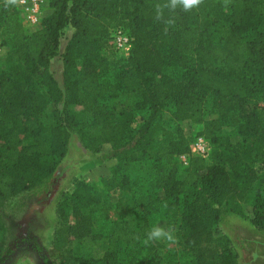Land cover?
Here are the masks:
<instances>
[{
  "label": "trees",
  "instance_id": "trees-1",
  "mask_svg": "<svg viewBox=\"0 0 264 264\" xmlns=\"http://www.w3.org/2000/svg\"><path fill=\"white\" fill-rule=\"evenodd\" d=\"M46 1L50 13L27 34L16 4L0 0V45L8 47L6 62L21 64L10 77L0 69V199L30 190L47 178L65 154L70 131L90 148L96 150L101 143H108L112 157L133 161L139 157L134 149L144 150L143 145L150 151L146 137L151 125L161 112L168 111L174 132L151 145L157 172L150 188L141 190L139 184L132 191L141 221L128 216L111 221L110 251L89 260L109 264V256L122 245L131 254L129 264H140L134 256L142 249L147 215L161 209L171 215L178 211L179 228L188 240L197 226L198 199H207L200 207L215 204L228 174L226 164L232 163L237 172L246 171L250 162L245 161L244 150L248 147L259 151L258 157L264 160V108L242 116L235 113L245 100L264 92V2L203 0L188 12L165 9L163 18L157 20L156 5L164 0ZM222 8L227 13L220 15L228 27L214 39V13ZM168 19L174 22L166 24ZM114 27H121L130 37L127 55L116 59L108 43L109 30ZM66 28L70 33L60 48ZM54 57L61 62L60 83L50 69ZM117 60H121L119 65ZM97 70H110L114 82L98 80ZM117 91L132 96L135 109L148 111L134 128L114 120V112L106 104ZM208 96L211 117L205 113ZM75 103L89 109L87 121H78L68 111V105ZM184 120L197 127L192 136L184 135L177 125ZM225 126L250 142H231L223 131ZM20 133L30 136L28 144L19 145ZM196 135L212 149L204 158L188 156L186 164L179 165L184 172L179 180L175 157L188 152ZM113 172L109 181L120 189L124 186L120 170L114 168ZM74 185L68 201L81 211L85 205L88 212L106 219L109 204L100 205L98 198L88 201L92 185L81 180H75ZM157 189L162 197L155 194ZM251 206L252 223L264 226V186ZM2 249L0 242V263ZM231 263L228 256L221 255L213 264ZM165 264H180V258Z\"/></svg>",
  "mask_w": 264,
  "mask_h": 264
},
{
  "label": "rangeland",
  "instance_id": "rangeland-1",
  "mask_svg": "<svg viewBox=\"0 0 264 264\" xmlns=\"http://www.w3.org/2000/svg\"><path fill=\"white\" fill-rule=\"evenodd\" d=\"M11 1L14 5L15 0ZM50 11L46 1L43 15H48ZM222 13H227L226 9L222 8L214 13L216 16L211 26L214 39L228 27L220 15ZM35 28L24 27L27 34ZM69 33V28L63 31L60 48ZM7 49L4 43L0 45V69L10 77L21 69V64L6 62ZM120 63L121 60H117L116 65ZM79 66L78 63L76 67ZM50 69L55 80L60 83L62 67L58 57L51 60ZM97 75L101 82H114L110 70H97ZM263 95L264 92H258L252 99L245 100L235 113L242 116L264 108ZM106 104L113 110L114 120L129 128H134L139 120L148 114L145 109H135L132 96L119 91L108 97ZM210 105L211 98L208 96L205 99L206 117H211ZM68 111L73 113L78 121L85 122L91 116L83 103L68 105ZM167 112H161L151 125L146 137L150 151L143 145L141 147L144 150L134 149L133 153L139 157L133 161H118L112 157V149L108 143H101L96 150L90 148L70 131L65 154L58 158L57 165L47 178L30 190L14 197L0 199V242L4 256L0 264H93L94 262L89 261L91 258H100L109 252L108 234L111 221L122 216L139 221L142 219L132 191L139 184L141 190L150 188L152 176L157 172L151 145L163 141L174 132ZM177 125L187 137L197 130V127L187 120L179 121ZM223 131L228 134L231 142H240L242 139L250 142L248 137L236 134L229 126H225ZM19 139V145L30 142V136L23 133L19 134ZM1 146L3 141L0 139ZM209 149H212V146ZM244 153L247 154L245 161L250 162L248 169L237 172L232 163L226 164L228 174L222 182L220 195L215 196V204H204L200 207L203 201L207 203V199H198L200 210L197 226L188 240L184 239L183 231L179 228L178 211L171 215L161 209L158 213L149 214L144 218L143 221L148 226L147 232L154 226L171 228L176 239L175 242L156 241L145 245V236L141 240V251L134 256L140 264H165L179 258L180 264H213L221 255L228 256L231 264H264V226L259 227L252 223L251 208L254 197L264 186V182H261L264 160L258 157L259 151H250V147L246 148ZM175 159L179 168L176 177L181 180L184 172L179 166L180 161L176 157ZM114 168L120 170L119 175L123 178L124 186H120V189L112 187L114 182L109 181L111 174H114ZM101 178L103 181L100 182ZM75 180L92 185L93 190L88 192L90 203L98 198L100 205L109 204L105 210L106 219L99 217L96 212H88L85 205L81 211L72 201H68L74 192ZM84 194L87 198V194ZM155 194L163 196L159 189L155 190ZM117 248L113 257L109 256V264H129L128 255L131 254H127V247L121 245Z\"/></svg>",
  "mask_w": 264,
  "mask_h": 264
},
{
  "label": "built area",
  "instance_id": "built-area-1",
  "mask_svg": "<svg viewBox=\"0 0 264 264\" xmlns=\"http://www.w3.org/2000/svg\"><path fill=\"white\" fill-rule=\"evenodd\" d=\"M21 22L25 28H34L39 25L43 15L46 0H15ZM108 43L119 56L127 55L130 48V37L121 27H114L109 30ZM209 145L200 135L194 136L188 145V152L179 154L177 159L181 164H186L187 157H205L208 153Z\"/></svg>",
  "mask_w": 264,
  "mask_h": 264
},
{
  "label": "clouds",
  "instance_id": "clouds-1",
  "mask_svg": "<svg viewBox=\"0 0 264 264\" xmlns=\"http://www.w3.org/2000/svg\"><path fill=\"white\" fill-rule=\"evenodd\" d=\"M202 3L203 0H164V3H158L156 5V19L161 20L163 18V12L165 9L169 12H175L177 9L188 12L193 8L199 7ZM164 22L166 24H171L174 21L173 19H168ZM175 239L174 231L171 228L165 229L160 226H154L147 232L143 243L147 245L156 241L175 242Z\"/></svg>",
  "mask_w": 264,
  "mask_h": 264
}]
</instances>
